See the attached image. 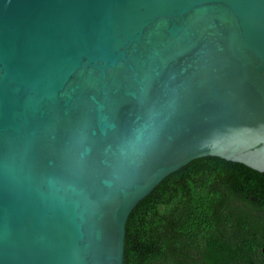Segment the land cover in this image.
I'll list each match as a JSON object with an SVG mask.
<instances>
[{
    "label": "water",
    "instance_id": "water-1",
    "mask_svg": "<svg viewBox=\"0 0 264 264\" xmlns=\"http://www.w3.org/2000/svg\"><path fill=\"white\" fill-rule=\"evenodd\" d=\"M209 156L264 172V0H0V264H124Z\"/></svg>",
    "mask_w": 264,
    "mask_h": 264
},
{
    "label": "trees",
    "instance_id": "trees-1",
    "mask_svg": "<svg viewBox=\"0 0 264 264\" xmlns=\"http://www.w3.org/2000/svg\"><path fill=\"white\" fill-rule=\"evenodd\" d=\"M124 264H264V172L197 158L132 210Z\"/></svg>",
    "mask_w": 264,
    "mask_h": 264
}]
</instances>
